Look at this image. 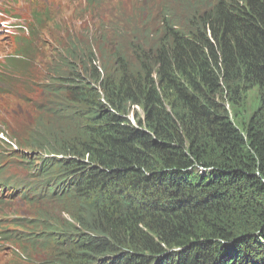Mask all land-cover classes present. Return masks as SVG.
Here are the masks:
<instances>
[{"label": "trees", "instance_id": "16d2710c", "mask_svg": "<svg viewBox=\"0 0 264 264\" xmlns=\"http://www.w3.org/2000/svg\"><path fill=\"white\" fill-rule=\"evenodd\" d=\"M180 6L153 37L99 28L36 86L35 12L0 63L49 95L0 133L32 161L14 197L51 207L59 264H264V0Z\"/></svg>", "mask_w": 264, "mask_h": 264}, {"label": "rangeland", "instance_id": "374dc122", "mask_svg": "<svg viewBox=\"0 0 264 264\" xmlns=\"http://www.w3.org/2000/svg\"><path fill=\"white\" fill-rule=\"evenodd\" d=\"M180 1L189 3L198 12L214 2L97 0L88 5L85 0H0V63L13 56L21 44L29 42L26 29L32 24L31 17L35 12L43 16L45 23L42 29L32 31L30 35V54L33 57L26 72L36 86L39 81L46 83V77L61 65L60 52L63 49H68L72 55L75 45L94 43L99 38L96 31L107 26L113 29L120 27L132 33L141 31L143 36L151 32L153 37L165 16L182 14ZM131 39L127 37L125 40L129 42ZM96 58L100 62L105 60L99 55ZM23 84L16 68L10 70L0 66V130L8 134L20 127L17 133L24 134V124L37 113L32 105L49 99L47 93L37 89L20 96L15 91ZM248 95L255 99L254 93ZM138 113L141 114L140 109ZM130 119L135 123L132 117ZM7 143L8 139L0 133V173L4 174L0 177V264H59L58 246L54 238L44 233L48 226L45 213L51 211V207L14 197L29 179L32 161L29 159L25 163L14 158ZM14 148L12 144L11 149Z\"/></svg>", "mask_w": 264, "mask_h": 264}]
</instances>
